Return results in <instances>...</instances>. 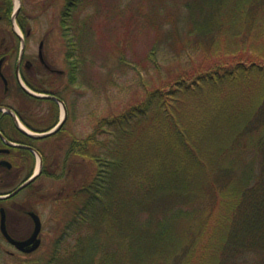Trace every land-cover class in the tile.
I'll use <instances>...</instances> for the list:
<instances>
[{
    "label": "trees",
    "instance_id": "obj_1",
    "mask_svg": "<svg viewBox=\"0 0 264 264\" xmlns=\"http://www.w3.org/2000/svg\"><path fill=\"white\" fill-rule=\"evenodd\" d=\"M135 2L136 15L140 18L137 24L152 29L157 44L174 53L177 65L181 66V60L195 62L191 53L199 51L203 57L200 56L199 66L176 70L167 77L165 90L149 92L145 103L134 112L130 110L133 114L128 112L127 118L124 114L121 117L131 121L133 115H145L151 104H157L161 115L153 120H162L171 134L170 148L178 157L170 169L161 164L160 158H155L152 172L159 174L158 184L154 180L149 182L144 175L139 185L141 192L152 191L151 199L154 197L150 220L141 225L148 227L149 247L128 259L125 255L132 249L131 245L115 243L116 249L104 255L105 264H114L107 260H117L120 256L121 264H140L143 256L148 255L157 257L146 264H264V0ZM71 4L75 5L76 1L71 0ZM157 44L148 56L153 62L162 49ZM183 56H187L186 60ZM76 68L74 61L68 65L70 84L76 82ZM243 81L244 88L238 85ZM196 86L204 90L213 86L214 94L223 86L228 90L225 93L237 86L244 90L254 87L259 95H209L208 88L205 95H192ZM187 92L191 95H184ZM203 107L210 111L196 115L190 112ZM184 108L187 115L182 118ZM209 113L210 117L219 113L223 121L235 120L231 126L229 123L233 138L215 150L216 156L222 158L221 163L226 161L222 167L207 152L211 143L205 144L206 138L203 139L213 120L207 118ZM115 121L99 123L87 138L74 141L67 152L87 162V173L82 177H86L85 181L81 180L67 198L75 200L82 195L77 199L85 201L76 203V210L94 207L102 191H108V180L115 177L114 160H104V152H97L106 137L109 142L114 137L121 139L116 135L118 128H108ZM100 137H104L102 141ZM116 146L120 151L121 147ZM248 154L254 157L248 160ZM192 164L195 168L191 169ZM186 166L187 176L181 178ZM168 172L172 178L165 182L163 177ZM155 189L163 194L154 195ZM157 205L162 207L160 215ZM98 240L96 233L87 242L79 241L68 264H88L95 251L109 250V241L101 244ZM111 243L114 245L113 240Z\"/></svg>",
    "mask_w": 264,
    "mask_h": 264
},
{
    "label": "rangeland",
    "instance_id": "obj_2",
    "mask_svg": "<svg viewBox=\"0 0 264 264\" xmlns=\"http://www.w3.org/2000/svg\"><path fill=\"white\" fill-rule=\"evenodd\" d=\"M75 1V5L71 4V0H30L25 3L27 10L31 13L38 8L39 20L36 22L38 28L34 39L42 38L48 33L45 53L54 66L65 70L68 69L66 65H70L73 61L77 66L75 72L77 78L74 84H70L67 78H60L59 81L57 80V86L44 87L49 90V93H56L69 111L63 129L53 136L44 138L39 144L47 163L56 162L58 166H62L65 162L70 169V174L68 179L48 177L36 182L42 185L38 193L45 196V199L38 197L33 199L35 210L43 221L41 245L32 253H19L13 257L9 252L17 253V251L0 235V264L36 262L68 264L71 253H74L79 246V241H88L96 233L101 244L106 243L105 240L109 241L110 248L103 250L102 253L95 251V255L92 254L88 264H105L104 255L116 249L115 243H120V246L124 243L131 245L132 249L127 251L125 258L132 259L138 253H144L149 247L150 234L147 232L148 227L143 228L141 225L150 220L149 209L154 206L151 205L154 197L151 199L152 191L146 194L141 192L139 185L144 181L142 178L144 175L149 182L154 180L158 184L156 177L159 174L152 172V162L155 158H160L161 164L170 169L178 157V154L170 148L171 134L162 124V120H153L161 113L158 111L157 104H151L145 115H133L131 121L121 117L124 114L127 118L128 114L137 110L138 105L145 103L150 97L149 92L165 90L167 77L177 72L176 70H189L195 65L199 66L198 62L202 61V53L200 54L199 51L191 53L195 60L193 63L181 60V66L177 65L174 53L169 52L164 45L157 44V36H152V29L149 26L144 29L146 27H140L137 24L140 18L136 15V0ZM14 4L13 1L12 5ZM154 44L162 48L157 53L155 62L148 59ZM183 57L186 60L187 56ZM244 82L238 85L244 88L246 85ZM195 88L200 90L194 93L196 89L192 95H205L207 88L209 95H259L254 87V89L247 87L244 90L237 86L225 93L227 89L223 86L220 89L221 93L216 89V94H214L215 89L212 90L213 86L205 90L200 86ZM184 95L191 94L187 92ZM186 100L188 103L191 102L189 99ZM5 102L8 103L9 100ZM49 106L48 102H41L42 116L48 112ZM52 106L56 107L59 117L61 106L58 104L55 106L54 103ZM131 109L134 110L130 112ZM215 110L212 109L211 112ZM208 111L210 108L207 107L190 110L195 112V115ZM184 113L182 118L186 117L187 110ZM210 115L211 113L207 118L213 117V120L203 139L206 138L205 144L211 143L207 152L212 154V158L216 159L222 167L224 163L226 165V161L221 163L222 158L216 156L215 150L226 142L228 144L233 138V129L231 130L230 126L235 120L231 121L227 118L223 121L219 113H214L211 117ZM112 119L116 120V124L108 128L110 130L118 128L116 135L121 139L114 137V140L109 142V137H106L101 147L97 149L99 153L104 152V160L112 159L115 162L114 166L117 165L115 177L108 180L110 184L108 191L106 193L102 191L94 207L82 210H76L75 207L80 200L85 201V199H77L82 195L75 200L69 199L70 202L67 200V203L65 200L55 201L54 197L63 187H66V193H70L81 183V180L84 182L86 179L82 177L87 173V162L76 155H69L68 159L66 157L71 144L87 138L99 123ZM228 129L230 132L227 131ZM103 138L100 137L101 141ZM116 145L121 147L120 151ZM121 153H123L122 156ZM253 157L251 154L246 156L248 160ZM33 159V166H35L36 156ZM193 164L190 166L191 169L195 168ZM187 170L186 166L184 174L181 173V178H186ZM58 173L56 171V174ZM62 175L64 176V173ZM163 178V181L167 182L172 176L168 172ZM22 181L23 179L20 178L14 179L12 183L9 180L7 186H0V190L3 193L14 190ZM26 193L23 191L14 200L17 202L26 200ZM159 193L162 191L155 189L154 195ZM157 207L160 215L162 207L160 205ZM32 228L33 224L30 223L23 230L28 233ZM112 240L114 245L111 243ZM156 257L157 255L143 256L140 264L152 262ZM122 258L120 256L116 258L117 260H107V262L121 264Z\"/></svg>",
    "mask_w": 264,
    "mask_h": 264
},
{
    "label": "flooded vegetation",
    "instance_id": "obj_3",
    "mask_svg": "<svg viewBox=\"0 0 264 264\" xmlns=\"http://www.w3.org/2000/svg\"><path fill=\"white\" fill-rule=\"evenodd\" d=\"M13 1L0 0V186H7L9 180L11 183L19 178L23 181L9 192L3 193L0 190V195L4 197L0 198V209L4 210L8 235L15 240H26L33 230L27 233L23 228L30 223L34 225L31 212L38 214L33 199L37 197L45 199L44 195L38 193L42 189L41 183L36 182L48 177L68 179L70 174L65 162L62 166H58L56 162L47 163L39 147L43 138L32 135L50 130L57 125L59 119L56 107L52 106L53 103L56 106L54 99L42 98L34 94L45 93L60 98L58 95H51L56 93H49L44 87L57 86L60 78L71 80V71L57 69L45 53L48 33L42 38L34 39L38 28L36 26L39 20L38 8L31 13L25 5L30 0H16L18 8L14 10ZM42 101L50 104L48 112L43 116L40 109ZM68 111L67 109V116ZM64 125L65 123L58 132ZM30 149L40 156V170L32 182L18 190L31 177L35 167L34 155ZM66 157L68 159L69 155L66 154ZM3 162H8L10 165ZM56 171L60 174H56ZM23 191L27 192L26 200L19 202L14 200ZM65 191L66 187H63L54 200H67L70 193ZM0 235L10 245L1 230ZM15 250L17 253L9 252L13 257L22 253Z\"/></svg>",
    "mask_w": 264,
    "mask_h": 264
},
{
    "label": "water",
    "instance_id": "obj_4",
    "mask_svg": "<svg viewBox=\"0 0 264 264\" xmlns=\"http://www.w3.org/2000/svg\"><path fill=\"white\" fill-rule=\"evenodd\" d=\"M36 95V94H34ZM38 97H42V98H52L54 99L56 102H60L58 99L54 98V97H51V96H45V95H36ZM61 103V102H60ZM63 112H64V116L62 118V120L59 122V124L51 129L50 131H47V132H44V133H40V134H35L33 136L35 137H38V138H43V137H48L54 133H56L60 127L62 126L63 122H64V119H65V114H66V109L64 108L63 106ZM3 163H6L7 165H10L8 162H3ZM36 175H33L29 180H27L25 183H23L21 185L19 189H21L22 187H24L25 185H27L28 183H30L31 181L34 180ZM0 198H4L3 196H0ZM0 214H1V217H0V230L3 234V236L5 237V239L12 245H14L18 250L22 251V252H25V253H30L32 251H34L36 248H38V246L40 245V238H39V234H40V230H41V222H40V219L39 217L31 212L30 213V216L31 218L33 219V222H34V227H33V232L32 234L30 235V237L26 240H15V239H12L7 231H6V228H5V214H4V210L3 208L0 209Z\"/></svg>",
    "mask_w": 264,
    "mask_h": 264
}]
</instances>
